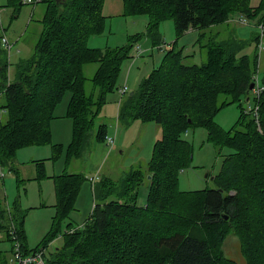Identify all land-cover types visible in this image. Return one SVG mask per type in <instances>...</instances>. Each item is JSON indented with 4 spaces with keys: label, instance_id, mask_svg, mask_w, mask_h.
I'll return each instance as SVG.
<instances>
[{
    "label": "trees",
    "instance_id": "1",
    "mask_svg": "<svg viewBox=\"0 0 264 264\" xmlns=\"http://www.w3.org/2000/svg\"><path fill=\"white\" fill-rule=\"evenodd\" d=\"M251 1L126 0L129 15L150 17L147 31L131 37L127 46L105 50L88 47L89 37L105 29L101 12L104 0L42 1L48 9L41 20L43 30L32 55L16 64L12 78L9 58L0 61V170L17 171L19 150L50 142L54 112L68 94L67 113L73 121L69 161L84 158L108 94L118 88L122 64L135 44L145 38L152 42L153 48L162 45L159 27L164 20H174L179 37L198 31L205 61L200 65L186 64L190 57L171 44L161 66L143 78L138 89L120 94L118 88L119 121L155 123L161 128V138L156 141L152 160L145 169L150 173L139 169L130 171L120 181L100 176L98 183L90 179L99 202L82 227L68 229L63 247L50 257L46 254L48 246L61 233V224L73 210L84 177L65 173L56 178L54 225L44 244L34 250L27 247L26 213L19 207H9L1 183L0 234L5 236L3 241L12 244V256L18 242L22 256L43 250L45 264H116L122 251L124 261L128 257L132 264H238L223 250L233 234L240 241L246 264H264V200L261 199L264 198V90L254 97L258 118L253 115V119H248L244 108L253 95L250 89L253 77L259 72V34L252 39V45L236 35L223 40L216 30L217 26H228L243 15L257 21V26L264 25V0L255 6ZM22 5L21 0H7L6 7ZM207 29H213L210 37L205 32ZM2 37L0 33V44ZM0 51L7 55L6 49ZM90 64H96L97 69L88 79L85 67ZM260 80L264 87V73ZM230 104H238L242 116L231 131L224 132L213 118ZM198 126L207 128L208 140L218 149L233 152L226 156L214 179L216 188L182 192L178 177L193 159L192 146L182 135ZM106 138L105 125L100 124L95 139L107 142ZM252 151L253 160L242 159L243 153ZM250 167L253 174H246ZM150 175L153 187L149 204L143 208L137 205V191ZM165 186L170 188L173 198L182 197L183 207L187 205L186 210L175 207L179 213H175L169 227L183 223L188 229L162 231L151 235L149 244L143 245L144 240L140 243L139 237L144 238L149 231L143 234L138 222L148 218L157 207L161 208L158 212L163 210L167 193L164 196L160 193ZM249 186L261 189L263 197L250 193ZM188 195L194 196L195 201L188 202ZM198 214L200 224L193 219ZM3 256L0 252V263L7 260Z\"/></svg>",
    "mask_w": 264,
    "mask_h": 264
},
{
    "label": "rangeland",
    "instance_id": "2",
    "mask_svg": "<svg viewBox=\"0 0 264 264\" xmlns=\"http://www.w3.org/2000/svg\"><path fill=\"white\" fill-rule=\"evenodd\" d=\"M42 1H36L34 4L23 3L24 5L20 7L8 8L6 7L7 0H0V7L2 8L0 12V33L7 37L12 46L11 51L7 50V55L0 51V61L9 58L10 78L14 76L16 64L32 55L40 38L43 30L41 20L48 9L47 4ZM258 2L259 0H252L251 5L255 6ZM127 8L126 0H104L101 12L106 22L105 29L102 33L93 34L89 37V48L100 50L107 48L119 49L127 46L131 37L147 31L150 17L146 14L129 15ZM244 20L247 22L244 23ZM212 30L207 29L205 31L207 37H210ZM216 30L220 31V37L223 40H228L236 35L239 39L250 41L252 45V39L260 33L257 21H252L244 15L238 17L236 21L230 22L228 26H217ZM159 31L163 37L161 48H153L152 42L147 38L135 44L130 57L122 64L121 76L117 82L118 88L128 86V89L130 88L129 93L138 89L143 78H146L154 69L161 66L171 44H175L174 46L177 49H183L184 56L190 57L186 60V64L200 65L205 61V57L200 52L198 31H189L179 37L172 19L161 22ZM137 47L140 48L141 53ZM0 49H6V47L0 44ZM259 61V75L262 78L264 55L259 56ZM96 69V64L87 65L85 67L86 77L90 79ZM87 85L88 88L91 87L90 82ZM118 88L115 92L108 94L107 103L96 122L84 158L69 161V149L73 142V121L67 113L70 99L68 94L58 104L54 112V118L51 122L50 142L19 150L15 163L17 171H10L8 168L2 170L4 177L0 179V185L1 183L4 185L9 207H19L26 213L25 233L27 247L30 250L43 245L52 231L56 216L57 177L63 176L65 173L81 174L84 180L74 199L73 210L61 224V233L48 246L47 257L63 247L64 235L70 227L74 229L82 227L87 222L95 204L99 202L96 195L93 194L91 178L100 173L101 179L106 177L113 181H120L132 170L141 169L143 173H150L149 170L145 171V169L152 160L156 141L161 138V128L155 123L144 124L136 121L127 124L119 121L121 96L118 94ZM245 105H247L245 114H248V119H253L251 111L254 109L255 99L252 94ZM254 115L259 116L255 111ZM241 116L242 108L238 104H230L216 113L213 121L222 131L229 132L236 126ZM100 124L105 125L107 138L115 139L113 146L108 145L105 141L101 142L95 139ZM182 137L191 144L193 159L189 167L179 174V190L182 192H203L216 188L214 179L219 175L226 156L233 151L227 148L218 149L208 140L207 128L203 126L189 128L183 133ZM255 150L261 154L259 148H255ZM254 151L247 154L243 153L242 159L245 161L253 160ZM253 171V168L250 167L246 174H253ZM151 174L153 175L152 172ZM206 175H208V178L205 177ZM152 187V176L150 179L143 180L137 191L138 206L147 207ZM247 189H250L252 194L262 196L261 189L257 187L249 186ZM165 192L169 195L166 194L165 200H163V210L158 212L161 208L157 207L148 218L138 222L137 227L141 226L143 234L149 231L144 238L139 237L140 243L144 240L143 245L149 244L148 240H150L151 235L162 234V231L188 229V227L183 226V223H175L169 227L174 221L175 213H179L175 210V207L178 206L179 209L186 210L187 205L182 206L185 205L184 201H180L182 197L175 195V198H173L171 190L167 186H165V189L162 188L161 193H159L164 196ZM159 193L156 194V197ZM188 196L186 198L188 202L195 201L194 196ZM261 199L264 200V198ZM196 205L199 204L193 206ZM198 208L200 207L198 206ZM262 208H264V203H262ZM199 212H201V209ZM199 214L193 218L194 221L197 219L198 224L201 223ZM207 231L209 236V229ZM3 239H5V236L0 234V240H2L0 252L4 255L3 258L7 260L5 263L1 262L0 264H14L11 261L13 246L10 242L3 241ZM223 250L227 257L232 258L238 264H246L241 253L240 241L233 234L225 242ZM122 252L116 260V264H132L128 257L127 262L124 261Z\"/></svg>",
    "mask_w": 264,
    "mask_h": 264
},
{
    "label": "built area",
    "instance_id": "3",
    "mask_svg": "<svg viewBox=\"0 0 264 264\" xmlns=\"http://www.w3.org/2000/svg\"><path fill=\"white\" fill-rule=\"evenodd\" d=\"M36 1H39V0H23L22 2L24 4H34V2H36ZM258 28H259L260 33H259V37H258L257 48H258L259 55L262 56V55H264V25H259ZM1 41H2V43H1L2 46H5L6 50L11 51L12 46L10 45L9 40L7 39V37H5V35L2 37ZM158 48H161V46ZM137 49L141 53L140 48L137 47ZM253 84H254V88L252 90L253 96L259 97L264 90V87H263L261 80H260L259 72L257 73V75H255L253 77ZM126 91H128L127 86H123L119 89L120 94H123ZM254 111L258 115V107H256L254 110L252 109L251 113L253 115H254ZM255 117L258 118V116H255ZM106 141L109 144H114V139H112V138H106ZM99 176H100V173L97 174L95 177L91 178V181L95 182V181L99 180ZM3 177H4V174H3L2 170H0V178H3ZM16 240L17 239L15 238V241ZM11 261L14 264H45V262H44V251L42 250L40 252L31 254L28 256H22L20 244L18 242H15L14 255L12 256Z\"/></svg>",
    "mask_w": 264,
    "mask_h": 264
},
{
    "label": "water",
    "instance_id": "4",
    "mask_svg": "<svg viewBox=\"0 0 264 264\" xmlns=\"http://www.w3.org/2000/svg\"><path fill=\"white\" fill-rule=\"evenodd\" d=\"M253 88H254V84L252 83L250 89L253 90ZM244 108L246 109V108H247V105H244ZM189 121H190V120H189ZM205 177L208 178V175H206ZM150 178H151V176H149V179H150ZM225 219L227 220L228 217L225 216Z\"/></svg>",
    "mask_w": 264,
    "mask_h": 264
},
{
    "label": "crops",
    "instance_id": "5",
    "mask_svg": "<svg viewBox=\"0 0 264 264\" xmlns=\"http://www.w3.org/2000/svg\"><path fill=\"white\" fill-rule=\"evenodd\" d=\"M127 87H128V86H127ZM119 89H120V88H119ZM129 89H130V88H129ZM118 94H119V93H118ZM120 100H121V99H120ZM119 103H120V102H119ZM161 135H162V133H161ZM114 140H115V139H114ZM114 144H115V142H114ZM98 174H99V173H98ZM84 224H85V223H84ZM84 224H83V225H84ZM7 258H8V257H7Z\"/></svg>",
    "mask_w": 264,
    "mask_h": 264
}]
</instances>
